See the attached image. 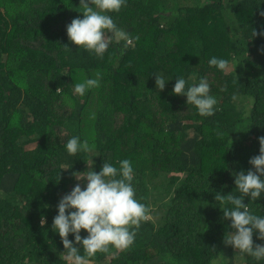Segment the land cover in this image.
<instances>
[{"label": "trees", "instance_id": "1", "mask_svg": "<svg viewBox=\"0 0 264 264\" xmlns=\"http://www.w3.org/2000/svg\"><path fill=\"white\" fill-rule=\"evenodd\" d=\"M260 11L264 0H126L109 15L131 43L113 38L98 58L66 35L83 18L79 0H0V264H69L51 225L72 173L124 159L151 219L128 250L89 264H264L223 244L232 230L214 199L238 195L234 173L252 167L264 136V36L252 37L264 28ZM96 72L100 86L75 94ZM177 77L207 79L214 115L172 94ZM73 136L94 147L69 155ZM243 202L264 216V194Z\"/></svg>", "mask_w": 264, "mask_h": 264}, {"label": "clouds", "instance_id": "2", "mask_svg": "<svg viewBox=\"0 0 264 264\" xmlns=\"http://www.w3.org/2000/svg\"><path fill=\"white\" fill-rule=\"evenodd\" d=\"M125 5L126 0H79L83 18H73L66 25L68 41L98 58H103L113 38L131 43L127 34L117 27L109 15L119 12ZM259 15L264 16V11H260ZM257 35L264 36V28L259 32L253 29L252 37ZM63 46L69 49L67 44ZM258 51L264 52V49ZM208 63L221 71L228 66V61L216 57H212ZM154 76L156 89L164 90L166 80L162 76ZM100 80L101 74L96 72L95 78L76 83L74 93L83 96L88 90L98 88ZM171 91L174 95L185 96L186 104L194 106L200 116L214 115L217 100L210 95L206 78L188 85L184 78L177 77ZM257 139L259 154L248 161L252 167L246 172L241 170L234 173L238 195L218 192L214 199L223 206L220 208L223 218L230 220L228 228L232 231L224 235L223 244L232 246L241 255L246 254L261 261L264 260V244L255 243L253 235L255 233L257 239L264 241V216L253 214L249 204L243 202L245 197L255 202L264 194V136ZM65 147L67 153L74 156L79 151L89 152L94 146H90L87 140L81 143L78 136H73L67 140ZM92 164L93 161L88 165L89 170L80 176L75 175L77 172L72 173L77 181H85V185L82 189L81 184L76 183L70 192L60 198L51 225L52 231L59 234L69 264H89L90 258L97 253H108L110 248L128 250L134 244L141 224L151 219L149 207L136 199L131 161H118L119 168L104 161L98 172L92 170ZM45 223L46 219L41 217V227ZM81 230L87 235L82 237ZM69 234L73 235L74 240H69Z\"/></svg>", "mask_w": 264, "mask_h": 264}, {"label": "rangeland", "instance_id": "3", "mask_svg": "<svg viewBox=\"0 0 264 264\" xmlns=\"http://www.w3.org/2000/svg\"><path fill=\"white\" fill-rule=\"evenodd\" d=\"M82 174H84V173H79L78 176H80V175H82ZM76 183H80V184H81V188L83 189V187H84V185H85V181H83V180H81V181H77L76 179H75V181L73 182V184L69 186L70 189H72V188L75 186ZM238 258H239V257L237 256L235 259L238 260Z\"/></svg>", "mask_w": 264, "mask_h": 264}]
</instances>
